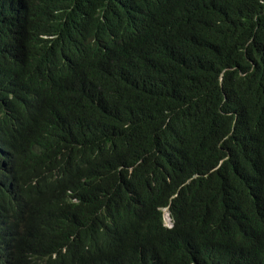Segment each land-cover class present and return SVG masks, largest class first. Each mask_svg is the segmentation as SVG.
Returning <instances> with one entry per match:
<instances>
[{
  "label": "trees",
  "instance_id": "obj_1",
  "mask_svg": "<svg viewBox=\"0 0 264 264\" xmlns=\"http://www.w3.org/2000/svg\"><path fill=\"white\" fill-rule=\"evenodd\" d=\"M0 264H264V0H0Z\"/></svg>",
  "mask_w": 264,
  "mask_h": 264
},
{
  "label": "clouds",
  "instance_id": "obj_2",
  "mask_svg": "<svg viewBox=\"0 0 264 264\" xmlns=\"http://www.w3.org/2000/svg\"><path fill=\"white\" fill-rule=\"evenodd\" d=\"M165 210H168V212H169V217H170V220H171V224H167V223L165 222ZM163 222H164V225H165L166 227H168V228H172V227L174 226V220H173V217H172V215H171V211H170L169 208H164V209H163Z\"/></svg>",
  "mask_w": 264,
  "mask_h": 264
},
{
  "label": "rangeland",
  "instance_id": "obj_3",
  "mask_svg": "<svg viewBox=\"0 0 264 264\" xmlns=\"http://www.w3.org/2000/svg\"><path fill=\"white\" fill-rule=\"evenodd\" d=\"M165 222L167 224H171V220H170V217H169V212L168 210H165Z\"/></svg>",
  "mask_w": 264,
  "mask_h": 264
}]
</instances>
